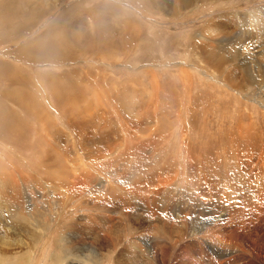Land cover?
Here are the masks:
<instances>
[{
    "label": "rangeland",
    "instance_id": "374dc122",
    "mask_svg": "<svg viewBox=\"0 0 264 264\" xmlns=\"http://www.w3.org/2000/svg\"><path fill=\"white\" fill-rule=\"evenodd\" d=\"M184 2L0 0V175L5 189L16 176L22 197L15 215L0 210V264L115 263L116 252L92 261L89 244L104 252L103 230L125 218L104 221L69 189L83 175L106 183L103 197L127 215L126 238L172 244L163 264H185L186 254L191 264H228L232 256L207 250L212 237L218 253L240 251L233 264H264V27L246 20L264 0ZM211 16L216 35L204 33ZM36 38L51 51H38ZM208 45L227 52L221 67L202 59ZM176 213L195 227L213 223L192 238L186 222L181 237L148 228L175 225Z\"/></svg>",
    "mask_w": 264,
    "mask_h": 264
},
{
    "label": "bare ground",
    "instance_id": "6f19581e",
    "mask_svg": "<svg viewBox=\"0 0 264 264\" xmlns=\"http://www.w3.org/2000/svg\"><path fill=\"white\" fill-rule=\"evenodd\" d=\"M151 1V0H150ZM178 1V0H177ZM192 1V0H191ZM191 1H189V0H186V2H184L185 4H190L191 3ZM154 3V2H153ZM33 9H34V7H33ZM260 10H261V8H256V9H254V10H252V11H250V12H248L247 13V18H246V20L250 23V27H251V29H255L256 28V30H258L259 31V33H261L262 32V29H263V27H264V12L263 11H261V13H259L260 12ZM241 14V13H240ZM228 16H226V18H227ZM238 17V16H237ZM218 17H214V16H211L210 17V19H208L209 21L207 22L208 24H206L207 26L206 27H204L205 28V34L206 33H210L212 30H213V28H214V24H215V20L217 19ZM238 18H240V17H238ZM240 19H242V18H240ZM218 21V20H217ZM242 21V20H241ZM229 22V21H228ZM257 23H259V25L256 27V24ZM222 25L224 26V22L222 23ZM220 28V27H219ZM218 28V29H219ZM224 29V28H223ZM222 29V30H223ZM215 30V29H214ZM221 30V31H222ZM250 30V29H249ZM216 31V30H215ZM214 31V32H215ZM218 31V30H217ZM227 31V30H226ZM54 32V31H53ZM213 32V31H212ZM213 32V34H217V33H214ZM225 32V31H224ZM253 34V33H252ZM203 37V36H202ZM43 43V44H42ZM33 44H35V45H38V49L35 47V49H37L38 51L40 50V51H43L44 52V54H45V52L47 51H49L50 49H52V47L50 46V45H52L53 43H51V42H49L48 41V39H46V38H43L42 40H39V38H36L35 40H34V43ZM45 45L44 46V48L42 49L41 47L42 46H40V45ZM194 46L196 45V44H193ZM218 45H216L215 46V49H216V47H217ZM56 47V46H55ZM198 47V46H197ZM212 46H210V45H208V46H206V47H204V48H202V49H205L206 48V50H207V52H206V54H207V57H205V58H202L205 62H207L208 64H210V66L212 67V68H219V67H221V65L223 64V60H226L225 59V54L227 53L226 51H225V54L222 52V51H216L214 48H211ZM57 49H56V51L58 50V47H56ZM201 48V47H200ZM42 49V50H41ZM235 50V49H234ZM233 50V51H234ZM51 51V50H50ZM42 52V53H43ZM46 52V53H47ZM52 52H55V50L53 51L52 50ZM37 54H38V52H37ZM39 55V54H38ZM228 55V54H227ZM248 55V54H247ZM263 55V54H262ZM264 56V55H263ZM232 57V56H231ZM244 57V56H243ZM239 59V58H238ZM241 59V58H240ZM250 61V60H249ZM181 74L183 75V77H184V79H185V81H189L190 80V76H189V71H186V70H182L181 71ZM232 74H233V72H232ZM227 76V75H226ZM227 79H229V81L231 82L232 81V79L231 78H229V77H227ZM234 79V78H233ZM26 80V79H25ZM117 118H119L118 116H117ZM124 127V126H123ZM127 127V126H126ZM125 128V127H124ZM126 131V130H125ZM127 133V132H126ZM126 136H127V134H125ZM128 136H129V134H128ZM121 146V145H120ZM125 149V148H124ZM114 150V149H113ZM121 152V151H120ZM119 154V153H118ZM117 154V155H118ZM116 155V156H117ZM120 156H122V154H120ZM125 155H123V157H124ZM118 157H119V155H118ZM126 157V156H125ZM81 161V160H80ZM159 161V160H158ZM103 162V161H102ZM100 163L101 165L103 164V165H107V166H109L108 164H107V160H106V163L104 162V163ZM112 163V162H111ZM134 163V162H133ZM169 164V163H168ZM80 166V165H79ZM143 166V165H142ZM141 166V167H142ZM78 167V166H77ZM79 168V167H78ZM96 168V167H95ZM102 168V167H101ZM108 168V167H107ZM139 168H140V166H139ZM144 168V167H143ZM82 169H86V168H84L83 166L81 167V172L79 173V175H78V173L77 172H75L76 171V169L74 168V169H72L73 170V173H76L75 175L77 176H79L80 177V174L82 173ZM91 169L94 171V165H92V167H91ZM70 170V169H69ZM108 170V169H107ZM14 171L15 172H17L16 170H15V168H14ZM78 171V170H77ZM97 171V170H96ZM140 171V170H139ZM4 172V171H3ZM3 172H2V174H3ZM91 172V171H90ZM95 172V171H94ZM94 172H91L92 174H95ZM141 172V171H140ZM23 174V173H22ZM22 174H20V175H22ZM88 174V173H87ZM98 174V173H97ZM12 175V174H11ZM11 175H9V176H11ZM17 175V174H16ZM8 176V177H9ZM82 176V175H81ZM91 176V175H90ZM162 176V175H161ZM176 176H177V174H176ZM28 177V176H27ZM94 177V176H93ZM97 177V176H96ZM140 177H141V175H140ZM164 177V176H163ZM167 177V176H166ZM133 178V177H132ZM134 179V178H133ZM161 179V178H160ZM27 180H30V179H27ZM35 180V179H34ZM81 180H83V182L82 183H84V184H82L81 183ZM85 180H86V182L88 183V185H90V188L88 189V187H87V190L85 191V189H81L82 188V186H84L86 183H85ZM97 180H98V182L92 187L91 186V181L88 179V177H86L85 175H83L82 177H80L79 178V187H77V189H75V186L77 185V182H72V184L70 185V188L69 189H71L74 193H84V196L85 197H88V198H90V200L92 201V203L98 208V210H101V212H103L102 213V218H104L103 220L104 221H110V220H112V219H115V217L113 216V215H115V214H119L120 216H122V217H124L125 219H127V215L125 214V213H121V211H119V210H117V208L115 207V205H114V201L112 202V200L110 201V197H107V198H105V197H103V194H102V191H104L105 189H103V187L105 188V186H106V183L104 184L103 182H102V184H101V180H100V177L98 176V178H97ZM142 180H143V178H142ZM179 180H181V183H183L182 182V179H179ZM36 181V180H35ZM108 181V180H107ZM152 181V180H151ZM175 181H178V180H176L175 179ZM184 181V180H183ZM8 182L9 183H12V186H11V188H9V189H5L6 188V177L4 176V175H0V210L1 209H4V213L6 212L7 214H8V212H13L14 214H12V215H15L16 213H15V211H18V210H20L21 209V205L20 204H22V197H21V195L19 194V192H16V183L18 182V178L16 177V176H14V177H12V179H9L8 180ZM28 182H30V181H28ZM106 182V181H105ZM180 182V181H179ZM186 182V181H185ZM27 183V182H26ZM37 183V182H36ZM62 183H66L64 180H62ZM89 183H91V184H89ZM109 183V182H108ZM67 184H70V183H67ZM76 184V185H75ZM114 184V183H113ZM151 184V183H150ZM173 184V183H172ZM178 184V183H177ZM28 185V184H27ZM40 185H41V183H40ZM45 185V184H44ZM64 185H66V184H64ZM77 185V186H78ZM87 185V184H86ZM87 185V186H88ZM121 185V184H120ZM33 186H34V184H33ZM46 186H48V185H46ZM45 186V187H46ZM119 187L118 185H115V187ZM176 186V185H175ZM174 186V187H175ZM181 186H182V184H181ZM25 187H27V186H25ZM44 187V186H43ZM85 188H86V186H84ZM112 187V186H111ZM179 187H180V184H179ZM49 188H52V187H50L49 186ZM100 188V189H99ZM151 188V187H150ZM68 189V190H69ZM94 189V190H93ZM19 191V190H18ZM119 191V190H118ZM123 191V190H122ZM125 191V190H124ZM69 192H71L70 190H69ZM132 192V191H131ZM32 193V192H31ZM106 193V192H105ZM108 193H110V192H108ZM117 193H119V192H117ZM116 193V194H117ZM153 193V192H152ZM122 194V192L120 191V195ZM51 195V194H50ZM109 196V195H108ZM21 197V198H20ZM228 197V196H227ZM122 198H124V193L122 194ZM153 198V197H152ZM168 198V197H167ZM27 199V198H26ZM125 199V198H124ZM99 200H101V202H98ZM115 200V199H114ZM160 200V199H159ZM126 201V200H125ZM163 201V200H162ZM116 202V201H115ZM126 202H128V201H126ZM33 204V203H32ZM93 204H92V206H93ZM109 205V207H110V209H106V210H103V209H101V205H103L104 207H106V205ZM39 205V204H38ZM88 205V204H87ZM48 207V206H47ZM89 207V206H88ZM103 207V208H104ZM108 207V208H109ZM115 208H116V210H115ZM50 209V208H49ZM93 209H95V208H93ZM250 210V209H249ZM2 211V210H1ZM241 213V212H240ZM97 214V213H96ZM12 215H10V216H12ZM101 214L99 213V216H100ZM17 216V215H16ZM89 216H91L90 218H87L86 220H90L91 222H93L94 221V223H95V221H97V220H93V219H91L93 216H92V214H90ZM150 216V215H149ZM97 217V216H96ZM101 217H100V219H99V221H103L102 219H101ZM176 217V219L178 220V222L177 221H175V225H172L171 226V224H167V219L164 221V220H162L161 221V223H159V224H148L149 226H148V228H155L156 230H159V229H161V230H163L164 232H163V234H168V235H171V233H175V235L177 234L178 235V237H181L182 236V234L184 233V231L182 230V228L184 229L185 228V222L186 221H184V218L182 217V216H180L178 213H176V214H174V218ZM179 218H182V221H180L179 220ZM125 219H124V221H125ZM160 219V218H159ZM158 219V220H159ZM93 220V221H92ZM151 220V219H150ZM215 220V219H214ZM123 220H120L119 219V217H117V220L116 221H114V224H116V229L113 231V232H111V230H110V228L107 226L106 228H105V230H103V232H102V242H104L105 243V249H103V251L104 252H106L105 254H103L104 252H102V251H96V249H97V247H95V246H98V245H100V243L99 244H97L98 243V241L97 240H94L93 241V243H90L89 245H90V248H91V250H93V260L92 261H94V257L95 256H101V258H103V257H105L106 258V256H108V255H110V254H108L109 252L111 253V252H116V254L114 255H112V259H115L114 260V264H124V263H126V264H153V263H151L150 262V257H151V253H152V255H155L156 254V256L158 255V257H159V260H160V262H161V264H163L164 263V260H163V255H166L167 253H165L163 250H166L167 249V247H169V246H171L172 244L170 243V244H166V243H163L161 240H156V246L154 247V242H151L152 244H150V242H148V238L147 237H145V236H141L140 235V237H138L139 239H134V238H126V236H125V233H124V229L126 228V225H125V222H124ZM129 221H131V220H129ZM172 222V221H171ZM170 222V223H171ZM17 223V222H16ZM98 223V222H97ZM100 223V222H99ZM113 223V222H112ZM128 223V222H127ZM177 223H180L181 225H177ZM187 224H188V226H187V231H188V234L189 235H187L188 237H190V238H192L193 236H194V234H195V232L196 231H199L200 232V228L201 227H208V225L209 224H212L213 222H205V224H201L200 225V227H195V226H193L195 223L194 222H190L189 221V223L188 222H186ZM207 223V224H206ZM76 224V223H75ZM92 224V223H91ZM101 224V223H100ZM103 224H104V222H103ZM72 225V224H71ZM210 226V225H209ZM15 228V227H14ZM66 228V227H65ZM68 228V227H67ZM118 228V229H117ZM134 229V228H133ZM170 229H172V231H174V232H172V231H170ZM102 230V229H101ZM14 233V232H13ZM144 233V232H143ZM145 233H147V231H145ZM198 233V232H197ZM12 234V233H11ZM79 236H81V237H79ZM79 236H77V239H78V242H76V244H79V243H84V237H83V234L82 233H80V235ZM98 236H99V234H98ZM2 237V236H1ZM0 237V238H1ZM28 237L29 238H31V235L29 234L28 235ZM100 237V236H99ZM167 237V236H166ZM4 238H5V236H4ZM7 238V237H6ZM169 238H170V236H169ZM9 239V238H8ZM97 239H98V237H97ZM178 239V238H177ZM215 237H212V238H209V239H207V240H205L204 241V244H205V246L207 247V250H209V252L210 253H212L213 252V254L216 256V253H217V255L219 256V257H223V256H232V259L230 260V261H228V264H233L239 257L240 258H243V255L242 254H240V251H239V254H235L233 251L234 250H232V249H230V251H224V252H220V253H218L215 249V246L216 247H220V246H217V241L216 240H218V239H216ZM10 240V239H9ZM99 240V239H98ZM4 241V240H3ZM2 241V242H3ZM210 241H212L213 243H210ZM259 241V240H258ZM5 242V241H4ZM7 242V241H6ZM226 242V241H225ZM17 243H19L20 245H22V248L23 247H28L29 246V244H28V242H26V241H21V242H17ZM72 243V242H71ZM227 243H228V241H227ZM97 244V245H96ZM120 244H122V246L124 247V250L127 252V253H125V254H122L121 253V251L119 252L118 251V246L120 245ZM149 244H150V246L152 245L153 247H154V250H153V252L150 250V246H149ZM210 244H213L214 245V247H211L210 246ZM221 244L223 245V248H224V245H226V247L225 248H227V247H229L230 245L231 246H233V244H224V243H222V241H221ZM255 244V243H254ZM2 245V244H1ZM4 245V244H3ZM194 245H195V243H194ZM5 246V245H4ZM89 247V246H88ZM152 247V248H153ZM234 247V246H233ZM8 248H9V246H8ZM17 248H20V246H17ZM22 248H20V249H22ZM89 248V249H90ZM195 248L198 250V246H196L195 245ZM170 249V248H169ZM236 250V249H235ZM13 251H15V250H13ZM108 251V252H107ZM201 251V250H200ZM237 251V250H236ZM196 252V251H195ZM0 253H2V251H0ZM183 254V253H182ZM202 254V253H201ZM232 254V255H231ZM187 256L186 257H182V260H184V262H185V264H191V262L192 261H194L193 260V258L189 255V254H186ZM92 256V255H91ZM194 256V255H193ZM239 256V257H238ZM197 258V257H196ZM167 259H168V256H166V258H165V261H167ZM201 259H203V258H201ZM199 260V259H198ZM219 260V259H218ZM152 261V260H151ZM256 261V260H255ZM258 262V261H257ZM261 262V261H260ZM198 263V262H197ZM222 263V261H218V264H221ZM224 264V263H223ZM236 264V263H235Z\"/></svg>",
    "mask_w": 264,
    "mask_h": 264
}]
</instances>
